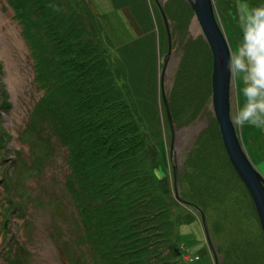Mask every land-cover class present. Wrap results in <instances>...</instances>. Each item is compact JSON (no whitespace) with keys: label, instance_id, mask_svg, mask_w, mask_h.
I'll return each instance as SVG.
<instances>
[{"label":"rangeland","instance_id":"374dc122","mask_svg":"<svg viewBox=\"0 0 264 264\" xmlns=\"http://www.w3.org/2000/svg\"><path fill=\"white\" fill-rule=\"evenodd\" d=\"M54 1L61 2L65 10L63 13L73 14L79 24L90 28V18L78 10L77 0ZM123 1L97 0L93 5L95 9L92 10L105 31L103 39L112 45L110 47L116 54L118 48L129 41L137 40L142 34H150L153 43L146 45L142 51L133 50V56L139 57L145 66L152 59L158 62L156 86L160 84L163 59L168 56L163 88L167 97L177 99L170 112L175 113L172 128H179L180 134L179 137L175 136L172 145L167 138L169 127L165 107L160 100H156L157 114L152 112L135 117L139 133L135 135L130 131L132 136L127 140L131 142L141 137L150 141L159 173L166 176L167 193L158 197L167 216L170 217L172 212L177 214L176 227L180 228L184 239L183 251L174 264H264L263 229L251 195H243L248 189L239 181H232L234 174H223L214 168L219 146L214 137L218 135L216 131L219 128L210 105L211 82L208 73L211 72V51L191 5L188 0ZM212 3L233 54L244 44L247 14L242 8L244 2L212 0ZM160 6L167 13L169 33L163 27L166 24L158 8ZM131 9L138 25L135 28L129 25L131 19L127 14ZM228 11L235 12V15H228ZM15 12L9 0H0V87L4 89L6 97L5 101L0 97V135L6 133L0 142V264H14L11 262L14 256L16 264H68L57 241L51 236L52 232L67 247L70 264H82L83 261L92 264L93 255L94 264H102L101 247L79 237L80 228L75 227L76 220L80 218L78 207L63 186L64 176L70 171L65 156L66 147L49 125L42 127L38 120L34 122L38 121L36 127L24 134L30 112L43 89L35 82L36 60L24 37L23 23L17 20ZM143 16L146 25L143 24ZM8 23L17 28L15 31L23 47L22 54L16 52L14 42L7 34ZM169 40L171 49L168 53ZM125 53H132V50L122 52ZM177 72L185 77L186 86L191 85L188 78L195 77L196 81L198 78L200 86H193L202 87L203 90L188 95L186 87L177 86V83H183L175 78ZM242 75L232 70L229 104L233 122L238 109L245 104ZM175 86L178 91L174 90ZM157 93L158 97L161 96L160 90ZM213 123L216 131L211 126ZM153 124L162 135L157 132L151 134ZM233 125L246 156L264 177V128L250 124L242 127L235 123ZM207 128L205 134L209 142L203 146L197 139ZM171 146L175 151L174 157ZM15 151L18 152L17 156L14 155ZM133 158L142 162L141 167L145 168L142 175L147 174L145 161L137 156ZM173 164L177 170L176 177ZM175 185L176 192L179 191L185 202L177 199ZM153 188L160 189L155 185ZM14 200L16 207H10ZM7 207H10L6 211L8 222L4 224L3 214ZM165 223L169 225V222ZM168 246L166 249H170Z\"/></svg>","mask_w":264,"mask_h":264},{"label":"trees","instance_id":"16d2710c","mask_svg":"<svg viewBox=\"0 0 264 264\" xmlns=\"http://www.w3.org/2000/svg\"><path fill=\"white\" fill-rule=\"evenodd\" d=\"M9 2L25 28L24 37L36 60L35 82L43 89L30 112L24 134L39 121L42 127L49 125L66 147L70 171L64 176L63 186L78 207L80 218L75 227L80 228L79 237L101 247L102 264H164L167 245L179 257V243L170 241L172 229L177 226V214L171 211V216H167L158 197L167 193L166 176L159 173L150 141L138 137L127 142L132 134L139 133L135 117L158 113L156 100L159 102L160 98L155 76L158 62L152 59L145 66L139 57L133 56V50L142 51L153 43L152 36L142 34L119 47L114 54L110 49L112 45L102 37L105 31L91 8L84 12L90 18L88 28L79 24L73 14L63 13L60 1ZM243 2L244 14L264 8V0ZM25 10L28 12H23ZM229 14L232 16L235 12L228 11ZM129 50L132 53L122 54ZM177 86L186 87L179 83ZM0 97L5 101L1 87ZM160 101L164 104L162 99ZM171 115L175 118L173 111ZM211 126L216 131L214 123ZM150 128L151 134L162 135L155 124ZM216 133L214 140L219 143L216 162L224 158L225 169L220 172L224 174L231 163L218 129ZM5 137L3 132L0 142ZM198 141L203 146L209 142L201 134ZM134 156L145 161L147 174L142 175L145 168ZM5 175L7 177L6 171ZM7 185L10 188L9 181ZM154 185L161 190L153 188ZM10 204L14 207L15 200ZM10 207L4 211V224L8 222L6 211ZM253 213L256 216L255 211ZM261 234L264 238L263 232ZM51 236L70 264L67 247L56 239L55 232ZM94 257H91L92 264ZM15 261L16 256L11 262L16 264Z\"/></svg>","mask_w":264,"mask_h":264},{"label":"water","instance_id":"95a60500","mask_svg":"<svg viewBox=\"0 0 264 264\" xmlns=\"http://www.w3.org/2000/svg\"><path fill=\"white\" fill-rule=\"evenodd\" d=\"M156 1V0H155ZM190 2L192 10L196 16L201 30L204 35L205 42L208 43L211 51V72H210V84H211V104L214 113L217 126L219 128L220 136L223 142V146L227 152L232 167L239 175L240 179L245 184L251 195V198L256 208L258 218L264 233V177L262 174L252 166L249 158L246 156L242 145L239 141L238 134L231 114H230V87L232 68L231 60L232 54L229 42L217 21L215 10L213 8L212 0H188ZM161 12L164 10L160 7ZM165 28L169 33L168 20L166 15H163ZM168 53L171 49V42L168 43ZM167 55V54H166ZM168 56L163 59L162 68L160 71V83H161V97L165 106L167 119L172 128V117L167 102L166 93L163 88V76L166 67ZM172 145V142L170 143ZM171 153L175 155L171 146ZM174 177L177 175L175 164H173ZM176 190V188H175ZM205 220V218L203 217ZM203 220V221H204ZM205 228L208 227L204 221ZM206 230V231H207ZM215 254V253H214ZM215 259L216 255H215ZM218 264V263H217Z\"/></svg>","mask_w":264,"mask_h":264},{"label":"clouds","instance_id":"9594fccd","mask_svg":"<svg viewBox=\"0 0 264 264\" xmlns=\"http://www.w3.org/2000/svg\"><path fill=\"white\" fill-rule=\"evenodd\" d=\"M231 68L243 74L245 97L234 123L264 128V8L246 14L244 44L232 54Z\"/></svg>","mask_w":264,"mask_h":264},{"label":"bare ground","instance_id":"6f19581e","mask_svg":"<svg viewBox=\"0 0 264 264\" xmlns=\"http://www.w3.org/2000/svg\"><path fill=\"white\" fill-rule=\"evenodd\" d=\"M96 1L97 0H79L78 10L81 11V12H86V10L88 8L95 9V6H93V5L96 4L95 3ZM125 1H128V0H125ZM188 3L190 4V2H188ZM160 7H158L159 10H161ZM23 12H28V11L25 10ZM133 12H134V10L131 9V12L130 13L128 12V14H127L129 16V18L131 19V24H129L131 26V28H135L136 27V24H137V22L135 21V19L133 17V14H132ZM161 13H162V15H166L167 16V13H165V12H161ZM142 21H143V24L146 25V18H145V16L142 17ZM22 28H23V26H22ZM16 29L17 28H16V26L14 24L8 23V30H6V31H7V34L10 36L11 42L12 43L14 42V49L16 50V52L22 54V48L23 47L20 44V41H19L20 39L16 35V31H15ZM175 75H176L175 78L176 79H179L180 81H182L183 82L182 84L185 85V83H186L185 77L180 72H177ZM35 78H36V73H35L34 79ZM188 81L191 83L190 86H186L185 85L187 87L186 90H187V94L188 95L192 94L195 91L197 92L198 90H203L202 87L201 88H197V86L196 87L193 86V85H199L200 86L201 82H200V80L198 78H197V81H196V78L195 77L188 78ZM162 84H163V82H162ZM156 87H157V91L158 92H159V90L161 91V83L158 84ZM178 87L175 86L174 87V90H177L178 91ZM167 96H168V94L166 93V97ZM169 96H170V94H169ZM159 98H160V100L162 99V101H163V98L161 96H159ZM174 101H177V99H175V98H173L171 96L170 97H167V102H169L167 107H169V109L170 108H174L173 107L174 106L173 105ZM169 127H170V125H169ZM208 129L209 128L205 129L203 132L200 133L202 135V137H205L206 138V140H208V137H207L208 135H206L205 133H206V131H208ZM179 134H180V129L179 128L174 129V130H170L168 128V133H167V136L168 137L167 138H169L170 139V142L173 143L175 136L179 137ZM198 139H199V137H198ZM198 139H197V141H198ZM171 155L173 157L175 156L173 153ZM227 160H229V159L227 158ZM188 163H189V161H187V165H188ZM225 163L226 162H225V160L223 158L219 162H216L215 163V167L214 168H216L218 170V172H221V169L223 168L222 166ZM183 166H185V164ZM226 173L228 175L234 174L235 176H232V181H235V182L239 181L243 186H245V184L243 183V181L240 179L239 175L235 171L234 167H231L230 166L229 168H227V172ZM175 188H176V185H175ZM174 191L176 192V190H174ZM176 195H177V199L179 200V202H185V201H183V198H181V195L179 194V191L176 192ZM243 195H246L248 197L250 196V194H249L248 191L247 192H244ZM177 227H176V229H172V234H171L170 241H172V242L175 241L176 243H179V246L181 248V252H179V254H180L183 251V246H184V243L183 242H184V239H183V233L181 232L180 228H178V231H177ZM164 254L167 257V260H166V262L164 264H174L176 262V258L178 257V255L173 254V252H171L169 249H165L164 250ZM250 264H253V263L250 262Z\"/></svg>","mask_w":264,"mask_h":264},{"label":"crops","instance_id":"0c3cea01","mask_svg":"<svg viewBox=\"0 0 264 264\" xmlns=\"http://www.w3.org/2000/svg\"><path fill=\"white\" fill-rule=\"evenodd\" d=\"M130 0H128V1H123L122 3H127V2H129ZM141 0H139V2H140ZM94 11V10H93ZM134 15V14H133ZM137 25V24H136ZM138 26V25H137ZM134 37H132L131 39H133ZM110 49H112V47H110Z\"/></svg>","mask_w":264,"mask_h":264},{"label":"flooded vegetation","instance_id":"af4514ba","mask_svg":"<svg viewBox=\"0 0 264 264\" xmlns=\"http://www.w3.org/2000/svg\"><path fill=\"white\" fill-rule=\"evenodd\" d=\"M156 2V1H155Z\"/></svg>","mask_w":264,"mask_h":264}]
</instances>
